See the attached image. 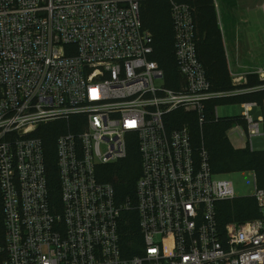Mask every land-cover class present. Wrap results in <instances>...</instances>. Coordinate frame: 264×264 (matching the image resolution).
<instances>
[{
    "label": "built area",
    "instance_id": "2783aa9c",
    "mask_svg": "<svg viewBox=\"0 0 264 264\" xmlns=\"http://www.w3.org/2000/svg\"><path fill=\"white\" fill-rule=\"evenodd\" d=\"M143 1L0 0V264H264V216L220 228L217 204L237 198L232 183L214 178L208 151H196L187 127L167 126L180 109L203 124L206 102L228 96L211 92L194 12L168 0L183 78L171 89L156 84L165 76L151 59ZM255 107L244 103L241 114L251 150L264 123L251 116ZM233 130L244 140L242 127ZM52 132L59 208L48 185ZM132 144L141 159L135 207L119 205L114 186L101 181ZM132 209L141 235L134 255L120 234L121 214Z\"/></svg>",
    "mask_w": 264,
    "mask_h": 264
},
{
    "label": "trees",
    "instance_id": "16d2710c",
    "mask_svg": "<svg viewBox=\"0 0 264 264\" xmlns=\"http://www.w3.org/2000/svg\"><path fill=\"white\" fill-rule=\"evenodd\" d=\"M188 3L193 12L196 28L197 53L206 77L211 83L213 94H228L209 99L205 104V120L201 124L194 112L176 110L167 118L170 129L187 127L193 145L199 153L205 148L210 157L212 171L216 175H229L238 171H248L255 175L256 183L264 189V151L257 153L248 145L244 150L232 146L227 133L237 126L247 131L248 125L242 115L215 118V110L221 104L241 105L257 103L264 107V79L258 73L246 77V83L236 84L229 68L226 49L219 28L214 0H182ZM168 0H145L141 4V18L145 29L154 38V51L151 59L163 70L166 86L179 89L183 84L175 54L173 22ZM50 135V136H49ZM46 159L48 168V185L53 207L61 204V188L56 165L57 134L46 136ZM141 159L137 144L131 145L127 159L108 166L101 181L110 183L115 188L116 202L123 205L132 201L136 206L135 188L140 176ZM217 220L220 228L227 224H243L263 218L252 196L240 197L217 204ZM120 234L124 249L130 255L136 251L134 245L139 243V215L136 209L124 211L120 217ZM5 227L3 203L0 199V244L4 243Z\"/></svg>",
    "mask_w": 264,
    "mask_h": 264
},
{
    "label": "rangeland",
    "instance_id": "374dc122",
    "mask_svg": "<svg viewBox=\"0 0 264 264\" xmlns=\"http://www.w3.org/2000/svg\"><path fill=\"white\" fill-rule=\"evenodd\" d=\"M215 8L221 34L225 40V44L229 51L231 42H235L240 37L242 40L246 38L245 29H254L257 32L259 39V52L253 55V64L258 67L255 70L260 78H264V0H215ZM263 6V7H262ZM238 28L239 37L235 38V30ZM251 29V30H252ZM239 49V48H237ZM227 51V49H226ZM245 55V54H244ZM234 56V60H236ZM252 65V66H254ZM254 69V68H253ZM234 71V70H233ZM233 81L234 77L232 76ZM235 82V81H234ZM164 80H157V85H162ZM232 93H228L230 95ZM259 114L263 115L262 108H256ZM190 112V111H186ZM218 112L221 117H232L241 112L238 105L221 104L218 107ZM255 120H259L255 113L251 115ZM244 140H249L248 134L245 131ZM261 135L251 138L255 152L262 153L264 151V126L260 124ZM227 136L236 150H244V141L239 139V135L233 129L227 133ZM248 142V141H247ZM246 145V144H245ZM254 173L248 171H238L229 175H217L216 179L229 180L233 187L237 198L252 196L255 192ZM133 249L138 252L139 246L135 244Z\"/></svg>",
    "mask_w": 264,
    "mask_h": 264
},
{
    "label": "crops",
    "instance_id": "0c3cea01",
    "mask_svg": "<svg viewBox=\"0 0 264 264\" xmlns=\"http://www.w3.org/2000/svg\"><path fill=\"white\" fill-rule=\"evenodd\" d=\"M251 29H245L244 32L246 34V38L242 40L239 37L238 28H236L235 38L236 37L237 38L239 37V38L238 40L236 39L235 42L233 41L231 42V45L229 46V51H228L226 44L224 43L225 49H227L226 54L228 58L229 68L231 70L232 76L235 78L234 83L236 84L246 83V77L248 75L257 73V72L249 71V69L255 70L258 68L253 64L252 58H253V55L258 53L260 49L257 32L254 29L252 30ZM236 54H237V58L236 60H234V56H236ZM261 79H264V78H261ZM242 105L243 104L238 105L241 109V112L237 114L238 116L241 115L243 112ZM256 108H262L263 115L259 114V111ZM252 113H255L258 119L264 118V107H260V106L255 107L253 108ZM262 125L264 126V123ZM242 141H244V143L241 148H244L248 145V142H247L248 140H242ZM253 149L255 150L254 147Z\"/></svg>",
    "mask_w": 264,
    "mask_h": 264
},
{
    "label": "bare ground",
    "instance_id": "6f19581e",
    "mask_svg": "<svg viewBox=\"0 0 264 264\" xmlns=\"http://www.w3.org/2000/svg\"><path fill=\"white\" fill-rule=\"evenodd\" d=\"M263 7V6H262ZM264 76V75H263Z\"/></svg>",
    "mask_w": 264,
    "mask_h": 264
}]
</instances>
